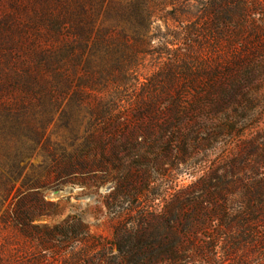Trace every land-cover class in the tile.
<instances>
[{"label": "rangeland", "instance_id": "374dc122", "mask_svg": "<svg viewBox=\"0 0 264 264\" xmlns=\"http://www.w3.org/2000/svg\"><path fill=\"white\" fill-rule=\"evenodd\" d=\"M35 2L0 0V264H264V0H141L147 47L97 52L129 78L91 91L87 46L46 109Z\"/></svg>", "mask_w": 264, "mask_h": 264}, {"label": "trees", "instance_id": "16d2710c", "mask_svg": "<svg viewBox=\"0 0 264 264\" xmlns=\"http://www.w3.org/2000/svg\"><path fill=\"white\" fill-rule=\"evenodd\" d=\"M139 1L141 0H111L105 6L103 0H36L35 7L40 11L39 16L47 21L48 34L57 39L64 34L63 31H66L67 42L58 48L39 49L33 53L35 61L33 63V107L46 109L48 104H54L59 100L57 96H62L65 93L68 84L66 68L75 65V69L78 68L82 56L77 53H79L78 51L83 52L87 46L89 56L84 62L82 72L88 80H95L90 86L91 91L96 90L97 82L106 77L112 79L121 77L126 81L129 78L132 65L129 63L123 64L122 67L100 65L98 62L100 57L97 52L101 49L109 50L115 43L124 42L127 44L130 41H134L140 49L147 47L148 41L145 38L153 11ZM101 13L103 17L96 29L97 18ZM118 27L119 31H115ZM93 32L95 37L91 41ZM118 38L120 39L118 40ZM133 57L134 55L128 58L133 60ZM211 89L213 88L211 87ZM221 94V99L213 102L217 108L225 105L222 100L225 97L224 91ZM91 137L94 141L97 140V136L92 135ZM97 144L95 143V146ZM93 148L89 145L86 146V151H82L83 159L86 157L90 159L94 155ZM80 153L76 154L77 160H70L71 163L66 165L64 171H71L76 167H86L83 165L82 157H79ZM133 250L138 251V244Z\"/></svg>", "mask_w": 264, "mask_h": 264}]
</instances>
